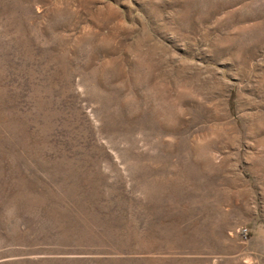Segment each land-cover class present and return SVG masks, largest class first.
Instances as JSON below:
<instances>
[{
	"label": "rangeland",
	"instance_id": "374dc122",
	"mask_svg": "<svg viewBox=\"0 0 264 264\" xmlns=\"http://www.w3.org/2000/svg\"><path fill=\"white\" fill-rule=\"evenodd\" d=\"M0 264H264V0H0Z\"/></svg>",
	"mask_w": 264,
	"mask_h": 264
}]
</instances>
